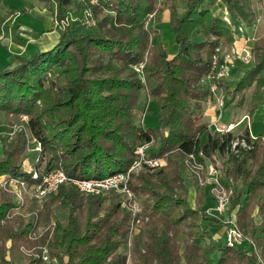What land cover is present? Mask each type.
I'll return each instance as SVG.
<instances>
[{
  "label": "trees",
  "instance_id": "obj_1",
  "mask_svg": "<svg viewBox=\"0 0 264 264\" xmlns=\"http://www.w3.org/2000/svg\"><path fill=\"white\" fill-rule=\"evenodd\" d=\"M38 1L54 4L58 19H73L57 28L50 48L27 45L0 59V115L23 125L2 144L0 176L30 182L31 174L21 164L27 135L34 137V146L39 144L32 163L40 171L60 167L71 176L101 178L126 170L135 148L144 142L151 144L148 156L164 157L167 164L143 168L130 182L149 216L147 227L141 225L133 234L131 212L120 205L121 194L84 195L71 182H61L42 203L30 199L19 204L0 186V264H43L34 256L43 244L62 264H129L122 250L129 237L131 264H264V117L253 137L245 126L237 135L233 130L208 132L200 142L208 127L201 116L204 103L213 99L207 79L211 55L220 38L230 43L236 39L229 22L211 10L214 0ZM221 1L235 16L249 20L251 0ZM166 8L176 46L172 54L165 44L152 42L159 33L154 25L144 24L148 13L156 10L158 20ZM89 17L95 25L86 24ZM148 47L143 84L131 64ZM251 48L253 60L240 66L229 98L237 95L241 105L249 91L253 111L264 102V39ZM219 85L229 86L224 79ZM141 89L157 104L154 126L135 121ZM3 124L0 128L6 129ZM198 150L207 159L221 158L222 181L233 189L229 207H236L238 226L248 227L260 245L262 262L243 243L229 247L220 241L222 222L204 214L203 202L191 205L184 158ZM6 214L13 217L11 224L1 223ZM38 225L44 229L30 236ZM184 232L189 243L179 252L178 236ZM21 245L27 253L39 247L30 255L22 253Z\"/></svg>",
  "mask_w": 264,
  "mask_h": 264
},
{
  "label": "rangeland",
  "instance_id": "obj_2",
  "mask_svg": "<svg viewBox=\"0 0 264 264\" xmlns=\"http://www.w3.org/2000/svg\"><path fill=\"white\" fill-rule=\"evenodd\" d=\"M8 2H9L8 6H5L3 4L5 2L0 0V17H2L0 21V59H4V58L7 59V57L19 51V48L17 47V43H20V42L11 43V41H15L19 39L17 35L23 36L21 35V33L24 34L26 36L25 37L26 39L27 38L31 39L30 42L29 41L27 42L28 45L35 46L37 44L36 40L43 33L51 32V33L44 34L43 36L45 37H43L42 39L40 38L41 42L42 40H44L43 42H46L49 40V38H52V37L55 38V34H53L51 30H55L58 33L57 28L58 27L60 28L66 25V21L71 18V17L64 16V18L58 19L56 17V10L54 8V4L52 6L44 5L43 2H39L38 0H8ZM210 6L213 12L218 13L220 16H222L224 19H226L229 22L231 28L233 29V33L236 36V39H234L235 41L234 44L237 45L240 49H239V57L231 61L228 74L224 78L228 81L229 86L227 87V89H224L223 87L221 88L222 90L219 89L216 92V97L218 96L220 98V94L223 95L222 99L220 98V100H222V105L218 104L219 100H217V98H216V101L212 99L204 103L205 104L204 109L201 113V116L203 118L206 116L204 111L206 109H209L210 111L212 108L217 111L216 116H218L219 114L220 116L218 118L215 116L214 124L212 126L208 125L207 130H205L201 134L200 142H203L206 139L208 132L218 131L215 126L218 123H219L218 126L220 125L222 127H225L224 129H227V125H228L227 123L229 121H232V122H229V123H232L230 130H233V132L236 135L241 134L242 130L245 128L247 124L249 125L248 126L249 130L251 129V131L256 133L259 130H261L262 124H263V117H264V102H262L261 104H257L258 105L257 108H255L253 111L251 109V106L248 105L249 91L243 93L244 100L241 105L236 103V100L238 97L237 95H235V97L232 100L229 98V96L231 95L229 93L230 90L233 89L238 78L240 77L242 73L240 66L249 64L253 60V53H252L251 46H253L255 41L264 39V0H251L250 1V7H249V10H250L249 17L250 18L248 21L245 20L244 18L235 16L233 12L221 0H214L213 3L210 4ZM7 7L8 8L10 7L11 9H13V12L10 13L11 9L10 11L5 12V9H8ZM156 13H157L156 10L148 13L144 24H146L148 28H150L152 24L153 25L160 24L161 29L160 31L157 30L159 33H156L152 37V42L165 43L167 46V50L170 52L171 49L173 50L176 49V46L174 45L175 43H174V38H173V32L168 24L169 23V10L167 8L164 9L161 12L158 20L156 18V15H157ZM163 13H165L166 16L168 14L167 22H163L162 20ZM72 19L73 18H71V20ZM95 23L96 21H95V18L93 17H89L86 19L87 25L92 26V25H95ZM18 24L20 25V28H18ZM14 25L16 26L14 27ZM229 44L230 42H226L224 38H220L217 44L215 45V47L216 46L224 47ZM243 48H245V50L249 52V55H250L249 61H246L245 59H243V57L242 59L244 61L241 59L242 54L245 52ZM37 49H40V48L38 47ZM149 56H150V47L144 50L142 58L144 57L145 62H146ZM143 84H145V82ZM214 99H215V96H214ZM223 100H224V103H223ZM157 111H158L157 104L153 100L147 97L146 91L144 89H141L138 99H137V104H136L135 121L143 125L154 126L156 123ZM20 117L21 119H24L26 118V115L22 114ZM2 120L5 122V124H3ZM0 121H1V124H3L2 127L7 126L6 129L0 128V151H1L2 144L6 142L9 138H11L14 131L20 130L21 128H23V125L20 122L11 123V120L5 121L3 119L2 114L0 115ZM223 131H218V132H223ZM250 135L251 137H253L252 134ZM34 140H35L34 137L29 138V136L27 135L26 150H25L27 151V155H25L21 161L22 166L26 167L27 169L35 167L32 163V160H33L32 157L34 155L33 152L36 151L33 147ZM224 157L226 156L224 155ZM160 159H161V162L156 167H158L159 165L167 164L164 157H161ZM215 159H216L215 161L211 160L210 158L207 159L206 156L204 155V157L202 158V161L205 165L210 164V163H213V164L215 163L216 165H218L221 161L220 160L221 158L216 157ZM184 165H185L187 172L191 175V176L189 175V178H188V181H191L190 190H189V201L191 205L198 206L200 202L201 204L203 202L202 207L204 209L203 210L204 214H206V216L218 219L219 221L222 222L223 215L222 216L209 215L208 213L205 212L207 207H209L213 201V196L210 193V185H207L206 183H204L205 181L202 183L197 181L196 174L195 172L192 171L189 161L187 160V156L184 158ZM142 170L143 168H139L132 173L130 180H129V187H130L131 180L136 176L137 173H139ZM219 170H220V173H219L220 182L224 185L226 190H229V189L231 190V192L229 193V202L226 207L225 217L230 216L231 218H234L236 222V218H235L236 217L235 216L236 207L232 209H230L229 207L230 197L232 195L233 189L230 185H227L225 184L224 181H222V178L224 179L225 177L223 176V172H221L220 166H219ZM3 178L11 179L13 177L6 176L3 174L0 176V179H3ZM1 185L5 186V187L2 186L3 190H5L11 195L12 200L14 202L28 201L30 199L34 201V197L32 196L34 191H32L29 187L13 188L12 186H10V183L8 182H5V183L1 182ZM130 191H131V194L135 196L136 202H138L139 206L142 207L141 202H140L142 198H138L134 194V191L131 189V187H130ZM127 210H130V209H127ZM253 211L254 212L256 211L257 219H255L254 217L253 218H254L255 223L258 224L260 222V217L258 215L256 208H254ZM14 212H18V210L16 209L14 210ZM63 214L64 212L62 210H59V212L57 213V218L59 220H62ZM12 218L13 217L7 216L3 220H1V223L11 224ZM186 222H188V220H186ZM148 223H149V216H147L146 219H140L139 223L136 225L137 227L134 232H137L138 229L141 227V225H143L144 227H147ZM42 228H43L42 225L36 226L31 232L30 236L34 233H36V236L39 235L41 231L43 230ZM240 228L243 231V234L245 236L243 246L248 251H251V253L253 254V257L256 260L262 262L261 247L256 241V239L250 236V229L246 226L245 227L243 226ZM130 229H131V225H130ZM134 232L130 231L131 234H133ZM145 238L146 236L144 235L143 240ZM214 238H217L216 234H214ZM178 239L180 240L179 252H182L184 250V247L186 248V245L189 243V239L185 232L179 235ZM250 240L254 242V245L250 243ZM220 241L224 242L223 239ZM131 244H132L131 237H129L128 243L126 246L127 250L122 248V250L126 251V254H127L126 260H127V263L129 264L133 263L132 262L133 259L131 257V251H130ZM5 245L6 247L9 246V240L5 242ZM249 245L251 246V250H250ZM37 247L39 246L29 248L30 252L27 253L26 248L23 245H21V249L23 250V252L22 251L20 252H22L23 254L30 253L31 255L32 249L35 248L37 250ZM229 247H233V246L230 245ZM38 249H41V247H39ZM143 250L144 249H142V251ZM54 255L57 256L56 254ZM5 257L8 258V251ZM151 264H156V263L155 261H153ZM182 264L184 263L182 262Z\"/></svg>",
  "mask_w": 264,
  "mask_h": 264
},
{
  "label": "built area",
  "instance_id": "obj_3",
  "mask_svg": "<svg viewBox=\"0 0 264 264\" xmlns=\"http://www.w3.org/2000/svg\"><path fill=\"white\" fill-rule=\"evenodd\" d=\"M239 49L240 48L237 45H235L234 43H230L229 45H226L224 47L216 46L211 55V64L207 73L208 88L213 96V100L216 101V98L217 100H219V105H222V100H220V98L222 99L223 97L222 94H220V98L218 96L216 97V92L221 89L219 82L227 76L231 61L239 57ZM243 50L245 52L242 54L241 59L243 57V59L249 61V52L245 50V48H243ZM131 66L138 75L140 82L144 83L145 58L143 57L136 63L131 64ZM227 124V129H224L225 127H222L220 125L218 126V124H216L215 126L218 131L230 130L232 123ZM237 142L238 141L236 140L233 141L232 147H234ZM240 142L242 144H245L244 140ZM149 145L150 142H144L142 144H139L135 148V157L126 170L118 171L101 178H83L71 176L68 175L60 167H53L43 171H40L36 167L28 169L25 167V169L31 174L30 182L29 180L26 181L24 179L16 177H13L11 179L3 178L0 179V186H3L1 185V182H8L13 188L29 187L32 191H34L32 196L34 197L36 202H38V204L42 203V200H44L46 195L54 191L61 182H71L76 187V189L84 195L104 194L107 192L121 194L122 199L120 200V205L126 209H130V231L134 232L137 227L136 225L139 223L140 219H146L147 216L144 215L142 207H140L138 202H136L135 196L131 194L129 187L130 177L132 173L139 168L152 169L161 162V159L158 157L148 156L146 150ZM34 149H39L38 143L34 146ZM186 156L192 171L196 174L197 181L201 183L205 181L204 183L210 185V193L213 196V202L209 207H207L205 212L209 215H223L222 226L224 242L229 246L241 245L245 239L243 231L239 226H237L234 218H231L230 216L225 217L226 207L229 202V193L231 192V190H226L224 185L220 182L219 166L215 163L205 165L202 161L204 154L201 150H198L197 152L191 151L187 153ZM16 203L24 204V201H19ZM36 210L37 208L35 209V212ZM6 216L8 215L6 214ZM42 229H44V227ZM32 235L35 236L36 233ZM250 243L254 245V242L252 240H250ZM40 247L41 249L35 253V256L39 257L43 264H62V262L51 252L47 245L43 244Z\"/></svg>",
  "mask_w": 264,
  "mask_h": 264
},
{
  "label": "crops",
  "instance_id": "obj_4",
  "mask_svg": "<svg viewBox=\"0 0 264 264\" xmlns=\"http://www.w3.org/2000/svg\"><path fill=\"white\" fill-rule=\"evenodd\" d=\"M2 1H4L5 3H3L5 6H8V0H2ZM8 8V7H7ZM11 8L9 7L8 9H5V12H8L9 10H10ZM162 20H163V22H167V20H168V14H167V16H166V14L165 13H163V15H162ZM222 17V16H221ZM163 22H161V23H163ZM16 25H14V27H15ZM154 27L156 28V30H158V31H160V29H161V26H160V24L158 25V24H156V25H154ZM18 28H20V25L18 24ZM52 32H53V34H55V38H49V40L48 41H46V42H43L44 40H42V42L40 41V38L42 39L43 37H45V36H43L44 34H46V33H51V32H46V33H43L36 41H37V44L35 45L37 48L39 47L40 48V50H45V49H48V48H50L52 45H53V43H54V41L56 42V40H57V37H58V33L55 31V30H51ZM55 32V33H54ZM21 35H23V36H19L18 38L19 39H17V40H15V41H11V43H14V42H20V43H17V47L19 48V51H23L24 49H26V46L28 45V41L30 42V40L31 39H29V38H25L26 36L24 35V34H22L21 33ZM49 35V34H48ZM25 39V40H24ZM4 41H6V40H4ZM9 41V40H8ZM32 41H34V40H32ZM10 42V41H9ZM35 43V42H34ZM162 43V42H161ZM163 44H165V43H163ZM166 45V44H165ZM175 45V44H174ZM167 47V46H166ZM173 49H171L170 50V54H172L174 51H175V49L172 51ZM224 82L225 83H227L228 84V81L226 80V79H224ZM229 85V84H228ZM216 110H214L213 108L209 111V109H206L205 111H204V113L206 114V116L203 118L202 117V119H204V120H206L207 122H208V125L209 126H212L213 124H214V121H215V116H216ZM244 114V113H243ZM220 116V114L218 115V116H216L217 118ZM249 116V115H248ZM229 122H232V121H229ZM228 122V123H229ZM219 124V123H218ZM247 127L249 126L248 124L246 125ZM249 128V127H248ZM249 132H250V134H254L255 132H253V131H251V129L249 130ZM252 216L255 218V219H257L256 218V211L254 212L253 211V213H252ZM218 234H220V233H218Z\"/></svg>",
  "mask_w": 264,
  "mask_h": 264
}]
</instances>
